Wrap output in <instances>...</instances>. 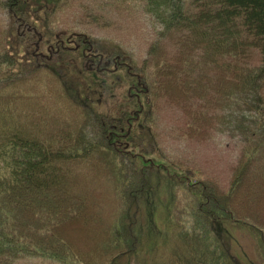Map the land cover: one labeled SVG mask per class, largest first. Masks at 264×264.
<instances>
[{"label":"trees","instance_id":"16d2710c","mask_svg":"<svg viewBox=\"0 0 264 264\" xmlns=\"http://www.w3.org/2000/svg\"><path fill=\"white\" fill-rule=\"evenodd\" d=\"M69 1L0 0V264H264V0H103L145 13L141 60L53 26ZM165 93L242 142L227 190L163 156Z\"/></svg>","mask_w":264,"mask_h":264},{"label":"rangeland","instance_id":"374dc122","mask_svg":"<svg viewBox=\"0 0 264 264\" xmlns=\"http://www.w3.org/2000/svg\"><path fill=\"white\" fill-rule=\"evenodd\" d=\"M51 24L62 25L117 43L132 51L140 60L153 39L151 26L141 9H133L122 4L108 6L103 0H70L68 4L56 10ZM175 45L172 38L162 42V46L169 54L174 51ZM249 51L250 62L258 63L260 60L258 50L249 48ZM159 102L158 141L163 156L175 159L195 170L198 175L213 182L220 191L227 190L242 151V142L230 135L216 133L208 125L183 136L186 130L184 126L186 111L183 103L178 104L176 100L167 96V93L160 96ZM260 213L264 215V211ZM89 221L92 223L93 228L89 227L92 230H97L94 227H100V223L94 218L90 217ZM83 228L79 223L68 227L72 243L79 247L82 244H89L87 235L78 231ZM236 236L238 237V234ZM238 246L248 255L251 253L250 242L245 236L238 237ZM24 261L53 264L39 257Z\"/></svg>","mask_w":264,"mask_h":264}]
</instances>
